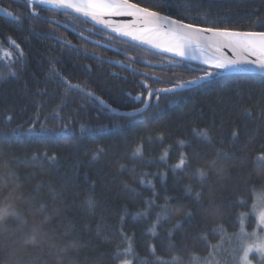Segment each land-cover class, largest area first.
Segmentation results:
<instances>
[{
    "label": "trees",
    "instance_id": "16d2710c",
    "mask_svg": "<svg viewBox=\"0 0 264 264\" xmlns=\"http://www.w3.org/2000/svg\"><path fill=\"white\" fill-rule=\"evenodd\" d=\"M6 2L20 21L0 16V162L16 171L33 203L46 204L55 231L76 244L81 264H119L120 259L132 264H230L215 257L235 242L226 237L239 231L236 214L247 212L255 193L264 190V162L256 160L264 152V75L220 72L198 88L162 94L136 115L113 114L68 88L56 72L124 110L138 106L127 96L137 94L138 82L113 75L109 64L75 43L71 46L77 50L26 31L24 25H44L48 37L53 32L62 38L66 30L31 13L24 17L16 2L0 0V5ZM132 2L156 7L162 0ZM163 11L205 27L264 31V0H171ZM10 39L17 48L10 47ZM94 45L87 47L99 53ZM181 64L167 70V78L199 74L185 67L199 64ZM34 117L37 129L44 124L54 131L47 137L39 131H9L32 126ZM61 125H68L73 135L59 131ZM202 131L207 138L198 135ZM137 148L140 155H134ZM44 153H55V163ZM181 154L186 166L173 171ZM198 168L205 179L197 177ZM165 197L167 215L158 221ZM89 198L95 204L91 211L85 204ZM213 203L221 215L209 214ZM154 224L155 235L149 231ZM219 225L223 236L213 234ZM246 227L253 229L251 219ZM121 232L134 254L115 259L117 246L121 252L127 247Z\"/></svg>",
    "mask_w": 264,
    "mask_h": 264
},
{
    "label": "snow or ice",
    "instance_id": "6c2138e0",
    "mask_svg": "<svg viewBox=\"0 0 264 264\" xmlns=\"http://www.w3.org/2000/svg\"><path fill=\"white\" fill-rule=\"evenodd\" d=\"M41 4H50L57 8L71 9L75 13L82 14L84 17L90 18L96 25L103 29H110L112 32L119 34L122 37L130 38L134 42L151 47L152 49L168 53L171 57L177 58L174 60L176 66H181L182 61H199L200 66L191 69L192 72L200 73L199 75L191 76L188 79L173 78L168 81L169 87L162 89H154L146 82L142 81L144 88L147 90V97L143 94L137 95L135 99L145 105L150 103L151 98L156 96L157 101L161 94L175 95L180 91L191 90L198 88L204 83L208 82L211 78L217 76L220 72L236 73H264V31H249L239 30L229 27L219 26H202L195 23H185L184 19L174 18L172 15L166 14L163 9L168 7L171 0H162L156 7L142 6L140 3L132 2V0H39ZM2 11H7L0 9ZM35 12V9H33ZM11 15V13H8ZM131 17V20L113 21L112 17ZM223 21H212L213 25L222 23ZM62 44L71 46L70 41H61ZM227 48L232 52V57H229L224 49ZM73 50H77L73 47ZM87 55L88 53L85 52ZM94 55V54H92ZM21 56L23 52L21 51ZM112 63V61H109ZM120 64L121 62L117 61ZM123 66V65H121ZM130 67V65H129ZM55 72V70H53ZM60 75L61 81L70 89H75L90 100L104 106L109 111L116 112L117 109L109 105L105 100L96 96L93 92L85 88H80L79 85H72ZM113 75H116L113 73ZM147 77V73L142 74ZM142 109H136L135 112H142ZM131 113H129L130 115ZM38 118H32V126L23 128L17 126L14 129H9L10 132H15L17 135L35 134L37 131L43 136L47 137L54 129L47 128L44 124H40L37 129L36 124ZM59 131L65 135H73L68 125H61ZM81 131H84V126H81ZM0 132H4L0 128ZM198 135L207 138V132L202 131ZM236 132L232 133L235 139ZM162 139V137H161ZM183 143V142H181ZM140 149L137 148L134 155H140ZM219 154V151H218ZM44 158L48 159L51 163H55L56 155L52 154L51 157L44 153ZM166 155V153H165ZM225 155H227L225 153ZM34 159L37 158L35 155ZM165 157L162 156L163 160ZM93 159L96 156L93 155ZM259 162H264V152L256 157ZM0 164L7 165V162H0ZM186 166L184 154H181L179 162L173 166V171L182 169ZM197 177L201 180L206 178L205 172L198 168L196 170ZM149 175L148 173L144 174ZM141 184H146L149 187H154L151 181L141 180ZM39 188V185L37 186ZM185 191L191 193V187L186 186ZM255 191V190H253ZM202 192H196L195 200L200 201ZM165 197V205L162 206V213L157 215V220L167 215V201ZM154 201H148L151 205ZM239 204H245L243 200L236 201ZM89 211L95 207L94 201L89 198L85 201ZM41 209L46 208L45 203H41ZM126 212V210H125ZM210 215H221L220 209L212 204ZM136 215H139L137 213ZM191 216V213H187ZM235 223L239 225V231L227 236L229 241H235L232 253L229 259L233 264H252L251 257L253 255L264 264V190L255 193V198L247 212H238ZM121 217V223H123ZM253 222L252 231L247 230V223L249 220ZM179 226V222H177ZM155 235V224L149 229ZM171 232V230H170ZM213 234H225L223 225L217 226L213 229ZM121 235L127 247L121 252L119 245L114 258L119 259L121 256L127 257L133 255V250L129 238L122 232ZM73 246H76L73 243ZM218 247V246H213ZM212 256V253L209 254ZM214 259V257H213ZM119 264H132L129 259H120ZM143 264V262H141ZM167 264V262H165ZM218 264V262H217Z\"/></svg>",
    "mask_w": 264,
    "mask_h": 264
},
{
    "label": "flooded vegetation",
    "instance_id": "af4514ba",
    "mask_svg": "<svg viewBox=\"0 0 264 264\" xmlns=\"http://www.w3.org/2000/svg\"><path fill=\"white\" fill-rule=\"evenodd\" d=\"M12 2H16L20 5V14H24V17H28L31 13L32 15H36L41 20H47L49 22L48 25L53 27H59L61 26L65 32L64 36L59 37L55 33L51 32L50 37L46 35V32H44L45 27L49 29V26L44 25H35V27L31 28L27 25H24V29L26 31L27 27L31 30L32 34L39 35L40 37H47V38H53L56 40L61 41H67L69 40L72 44H76V46L83 50V52H91V50L87 47L90 43H94V48L99 51L95 53H98L102 55V57L108 58V59H114L119 60L123 62L126 65H130L132 69H128L124 66L120 65H114L106 62L110 65L109 70H111V73H115L118 77L123 78V80H136L138 82V92L137 94L133 93L127 94V96L130 97V99L137 104L138 106L132 109L139 108L143 106L144 104L137 101L135 97L137 95L143 94L144 97H147V90L144 88L142 81L146 82L149 86H151L154 89L159 88H166L169 87L170 84L168 83L169 80L173 79L171 77L167 78V70H170L171 68H181L184 66V64H181V66H176L175 63H171L175 60L173 57H168L167 55L163 53H159L156 51H153L151 49H143L139 46L133 45L131 43H128L126 41L120 40L117 37L108 36L105 37L103 35H107L104 31L101 29L93 26L91 23L87 22L86 20L75 16L70 13L45 8L42 6L31 4L27 1H19V0H10ZM6 5V6H4ZM3 5V7L10 10L18 19L17 21H20L19 17L15 14L14 10H11L8 8L7 2ZM35 9V12L33 11ZM10 47L17 48L16 43L13 39L9 40ZM8 44V48H9ZM5 55L7 54L6 50H3ZM115 53V54H112ZM185 67L187 70H190L194 67L199 66H190L188 67L185 64ZM144 73H147V77H145ZM168 73H170L168 71ZM200 74V73H199ZM198 74V75H199ZM176 79H184L185 76L180 75H174L172 74ZM156 82H159L157 85ZM162 95V94H161ZM160 95V96H161ZM159 96V99H160ZM159 101V100H158ZM156 96H153L151 98L150 103H148V108L152 105L158 102Z\"/></svg>",
    "mask_w": 264,
    "mask_h": 264
},
{
    "label": "clouds",
    "instance_id": "9594fccd",
    "mask_svg": "<svg viewBox=\"0 0 264 264\" xmlns=\"http://www.w3.org/2000/svg\"><path fill=\"white\" fill-rule=\"evenodd\" d=\"M0 264H81L10 165L0 164Z\"/></svg>",
    "mask_w": 264,
    "mask_h": 264
},
{
    "label": "water",
    "instance_id": "95a60500",
    "mask_svg": "<svg viewBox=\"0 0 264 264\" xmlns=\"http://www.w3.org/2000/svg\"><path fill=\"white\" fill-rule=\"evenodd\" d=\"M19 1H28V2H30V3H32V4H35V5H39V6H42V7H46V8H51V9H55V10H59V11H63V12H67V13H70V14H73V15H75V16H78V17H80V18H82V19H84V20H86L87 22H89V23H91L93 26H95V27H97V28H99V29H101L100 28V26H98V25H96L95 24V22L94 21H92L90 18H87V17H84L82 14H78V13H75L73 10H71V9H63V8H57V7H55V6H53V5H50V4H41V3H39V0H19ZM0 9H3V10H7V11H2V10H0V16L1 17H4V18H11V19H15V20H17L18 18L10 11V10H8L7 8H5V7H3V6H1L0 5ZM8 13H11V15H9ZM113 21H125V20H131V19H133V18H131V17H123V16H120V17H112L111 18ZM185 23H187V22H185ZM102 30V29H101ZM102 31H104L107 35H103V36H105V37H108V36H113V37H117L118 39H120V40H123V41H126V42H128V43H131V44H133V45H136V46H139V47H142V48H146V49H151V50H153V51H156V50H154V49H152L151 47H149V46H146V45H142V44H140V43H138V42H134V41H132L130 38H127V37H122V36H120L119 34H117V33H114V32H112L110 29H103ZM156 52H158V51H156ZM224 52L229 56V57H232V52L229 50V49H227V48H225L224 49ZM159 53H161V52H159ZM91 55L92 54H94L93 56H95L96 58H98L99 60H102V61H105V62H108L109 63V61H112V63H110V64H114V65H123L124 67H126V68H128V69H132V67L130 66L129 67V65H126V64H124L123 62H121V61H119V60H114V59H108V58H105V57H102V56H100V55H97V54H95V53H90ZM163 54H166V55H169L170 56V54H168V53H163ZM117 61H119V62H121L120 64H118V63H116ZM189 61V60H188ZM171 63H174V61H172ZM224 73H228V72H224ZM258 73V72H257ZM258 74H263L264 75V73H258ZM71 84V83H70ZM72 85H77V84H72ZM79 87L80 88H83V87H81L80 85H79ZM159 89H162V88H159ZM88 91H90V90H88ZM92 92V91H91ZM95 94V93H94ZM96 95V94H95ZM96 96H98V95H96ZM99 97V96H98ZM101 98V97H100ZM104 100V99H103ZM109 104V103H108ZM109 105H111V104H109ZM102 106V105H101ZM112 106V105H111ZM104 107V106H103ZM112 107H114V106H112ZM148 107V104L147 105H143V106H141V107H139V108H136V109H142L143 111L146 109ZM115 109H117V111L116 112H112L113 114H117V115H124V116H133V115H136V114H138L137 112H135V110L136 109H133V110H124V109H120V108H116V107H114ZM129 113H131L130 115H129ZM140 113V112H139Z\"/></svg>",
    "mask_w": 264,
    "mask_h": 264
},
{
    "label": "rangeland",
    "instance_id": "374dc122",
    "mask_svg": "<svg viewBox=\"0 0 264 264\" xmlns=\"http://www.w3.org/2000/svg\"><path fill=\"white\" fill-rule=\"evenodd\" d=\"M248 231L250 232V231H252V229L251 230H248ZM234 243L228 249H226L221 255H217L215 257V260L220 259V261H223L226 258V260H228L230 264H233V262L229 259V257H230V255L232 253V249H233ZM251 259H252V264H260V261L256 258L255 255H253L251 257Z\"/></svg>",
    "mask_w": 264,
    "mask_h": 264
},
{
    "label": "bare ground",
    "instance_id": "6f19581e",
    "mask_svg": "<svg viewBox=\"0 0 264 264\" xmlns=\"http://www.w3.org/2000/svg\"><path fill=\"white\" fill-rule=\"evenodd\" d=\"M11 49H12V48H11ZM189 61H191V60H189ZM194 62L200 63L199 61H194Z\"/></svg>",
    "mask_w": 264,
    "mask_h": 264
}]
</instances>
